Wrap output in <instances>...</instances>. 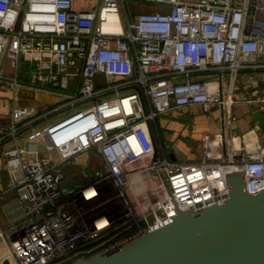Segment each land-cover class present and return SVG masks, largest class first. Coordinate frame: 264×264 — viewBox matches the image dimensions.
<instances>
[{
  "label": "built area",
  "instance_id": "2783aa9c",
  "mask_svg": "<svg viewBox=\"0 0 264 264\" xmlns=\"http://www.w3.org/2000/svg\"><path fill=\"white\" fill-rule=\"evenodd\" d=\"M126 1L0 0V80L15 91L0 140H12L3 154L20 211L0 229V264L106 253L178 209L227 198L230 172L264 189V129L236 131L233 112L264 107V94L238 92L264 83V0H143L161 9L133 18ZM113 12L118 30L103 25ZM21 85L60 98L23 103ZM193 106L221 128L203 134L198 159L171 158L157 117ZM82 153L102 165L77 185L64 163Z\"/></svg>",
  "mask_w": 264,
  "mask_h": 264
},
{
  "label": "water",
  "instance_id": "95a60500",
  "mask_svg": "<svg viewBox=\"0 0 264 264\" xmlns=\"http://www.w3.org/2000/svg\"><path fill=\"white\" fill-rule=\"evenodd\" d=\"M169 156L176 158L173 151ZM226 180L227 198L178 209L169 222L68 264H264V189L248 192L242 172H230ZM60 186H66L63 178Z\"/></svg>",
  "mask_w": 264,
  "mask_h": 264
},
{
  "label": "crops",
  "instance_id": "0c3cea01",
  "mask_svg": "<svg viewBox=\"0 0 264 264\" xmlns=\"http://www.w3.org/2000/svg\"><path fill=\"white\" fill-rule=\"evenodd\" d=\"M94 0H76V7L94 6ZM151 5L144 3L143 6ZM135 16V15H134ZM263 77L264 73H258ZM22 78L28 79V75ZM21 86L27 87L28 91L21 95ZM19 87V95L21 102L30 103L44 108L55 104L59 100L58 94L48 91L44 88L25 86ZM245 91V95L258 96L264 94L263 81H257L253 77L249 82L247 89L240 88L239 93ZM14 87L11 83L0 80V131L10 123V110L12 99L14 98ZM217 112V111H216ZM233 112L236 115L234 127L236 131H244L256 123L264 129V107H258L255 103L239 102L234 104ZM218 115V113H217ZM156 125L161 135L163 144L169 145L168 154L173 151L177 157V153L185 155V159H198L201 155L202 136L206 132L216 131L221 128L219 119L209 117L200 107L193 106L183 110H178L169 114L158 115ZM167 138V142H164ZM12 144L10 138L0 140V229H9L14 223V218L20 214L17 206L18 195L13 189H9V175L6 169L3 150ZM170 157V156H169ZM77 162L83 161L88 163L90 171L94 167L102 165L101 158L91 153H82L75 157ZM19 217L17 218V220Z\"/></svg>",
  "mask_w": 264,
  "mask_h": 264
},
{
  "label": "rangeland",
  "instance_id": "374dc122",
  "mask_svg": "<svg viewBox=\"0 0 264 264\" xmlns=\"http://www.w3.org/2000/svg\"><path fill=\"white\" fill-rule=\"evenodd\" d=\"M96 1V0H94ZM152 3V2H151ZM161 9V6L157 5V4H151V5H139L138 7L136 6L134 10V12H139V11H143V10H159ZM132 10V11H133ZM21 95L24 94L26 91V89H28L27 87L25 88L24 86H21ZM168 140L167 138H164V142L166 143ZM170 144L166 145V149L168 150ZM186 156L182 155L180 153H177V159H185ZM76 158H72L69 161L64 163V167H68L70 170H74L75 174H76V184L80 185V184H85L88 181H90V179L93 177V172L90 171L89 167H86L85 169H83V161L81 162H77L75 160Z\"/></svg>",
  "mask_w": 264,
  "mask_h": 264
},
{
  "label": "trees",
  "instance_id": "16d2710c",
  "mask_svg": "<svg viewBox=\"0 0 264 264\" xmlns=\"http://www.w3.org/2000/svg\"><path fill=\"white\" fill-rule=\"evenodd\" d=\"M144 3H146V4H152L151 2L143 1V0H128V1H126V8H127V11H128L129 16L133 18L134 15L136 13H138V12H134L133 9H135L136 6L138 7L139 5H144ZM125 233H127V231H125V232L122 231L119 234H125ZM63 264H68V262L67 263H63Z\"/></svg>",
  "mask_w": 264,
  "mask_h": 264
},
{
  "label": "bare ground",
  "instance_id": "6f19581e",
  "mask_svg": "<svg viewBox=\"0 0 264 264\" xmlns=\"http://www.w3.org/2000/svg\"><path fill=\"white\" fill-rule=\"evenodd\" d=\"M108 20L104 22V27H111L113 26L115 29H120V24L118 20V15L116 12L110 13L109 17L107 18ZM111 21H114L112 23ZM113 24V25H112Z\"/></svg>",
  "mask_w": 264,
  "mask_h": 264
}]
</instances>
